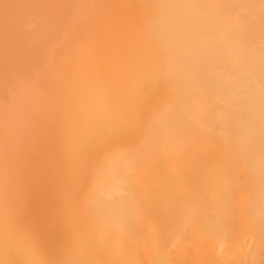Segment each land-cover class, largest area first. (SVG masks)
Segmentation results:
<instances>
[{
    "label": "bare ground",
    "instance_id": "obj_1",
    "mask_svg": "<svg viewBox=\"0 0 264 264\" xmlns=\"http://www.w3.org/2000/svg\"><path fill=\"white\" fill-rule=\"evenodd\" d=\"M262 139L264 0H0V264H179Z\"/></svg>",
    "mask_w": 264,
    "mask_h": 264
},
{
    "label": "rangeland",
    "instance_id": "obj_2",
    "mask_svg": "<svg viewBox=\"0 0 264 264\" xmlns=\"http://www.w3.org/2000/svg\"><path fill=\"white\" fill-rule=\"evenodd\" d=\"M256 157L257 167L249 166L231 173L220 170L194 173L199 178L193 187V190L196 188L195 207L192 206L190 216L183 208L179 225L181 248L187 249V258L185 260L183 254L179 264H264V153H256ZM218 176L222 179H214ZM237 176L241 181L235 178ZM219 193L220 197L230 196L220 201L219 196L214 198ZM253 198L259 202L255 204ZM243 213L256 216L242 218ZM186 218L189 225H185Z\"/></svg>",
    "mask_w": 264,
    "mask_h": 264
}]
</instances>
